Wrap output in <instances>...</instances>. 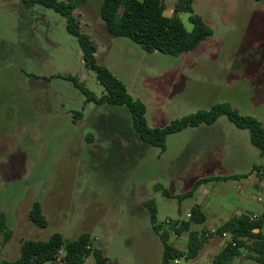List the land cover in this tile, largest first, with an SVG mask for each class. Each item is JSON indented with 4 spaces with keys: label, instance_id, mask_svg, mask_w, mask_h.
Here are the masks:
<instances>
[{
    "label": "rangeland",
    "instance_id": "obj_1",
    "mask_svg": "<svg viewBox=\"0 0 264 264\" xmlns=\"http://www.w3.org/2000/svg\"><path fill=\"white\" fill-rule=\"evenodd\" d=\"M102 1L89 0L77 10L82 30L97 45L98 64L144 103L150 127L209 110V100L191 103L189 92L209 94L215 87L222 98L242 90L238 112L264 118L259 96L253 98L262 93L256 82H264V1L195 0L194 13L213 31L198 47L213 56L202 60L242 72L232 85L215 74L195 87L168 70L178 56L155 60L130 38L110 33L100 16ZM164 1L166 16H175L179 0ZM190 15L178 14L188 31ZM68 76L98 97L105 93L96 73L85 67L65 17L42 6L28 9L22 0H0V217L10 235L6 241L0 233V260L17 259L25 240L55 233L72 240L89 233L115 264H162L164 247L145 203L156 201L159 224L188 219L192 200L179 203L155 186L172 195L191 188L200 171L189 163V135H170L166 152L152 146L140 138L127 106L86 102ZM36 202L48 219L45 228L29 220ZM93 261L91 256L86 264Z\"/></svg>",
    "mask_w": 264,
    "mask_h": 264
},
{
    "label": "trees",
    "instance_id": "obj_2",
    "mask_svg": "<svg viewBox=\"0 0 264 264\" xmlns=\"http://www.w3.org/2000/svg\"><path fill=\"white\" fill-rule=\"evenodd\" d=\"M89 0H22L26 8L42 6L51 9L67 19V31L78 39L82 50V58L87 69L96 73L98 82L104 87L105 93L98 97L83 84L71 76V80L86 95V102L97 105L127 106L130 110L134 128L140 138L162 150L166 148L167 138L188 128L202 125H213L219 118L226 116L237 128L249 130L251 141L264 155V127L255 117L240 114L229 104H217L209 110H202L174 120L163 128H152L148 124L147 109L142 101L134 98L127 90L126 85L119 80L108 68L98 64L96 58L97 46L94 40L83 32L81 15L76 13ZM264 1V0H256ZM195 0H179L175 7V16H166L164 0H103L100 7V16L110 33L118 37L130 38L148 53L160 52L170 56L181 54L195 49L201 42L213 33L204 19L194 13ZM190 13V22L193 30L188 31L178 14ZM81 116V113H78ZM246 175L214 176L198 178L191 189L180 194L172 195L164 186L157 184L155 190L162 192L167 198H177L179 203L194 195L197 188L210 181H223L241 178ZM145 205L150 211L151 222L157 235L160 237L164 252L162 264H173L176 260H191L198 257L205 242L213 234L192 231L191 226L206 221L202 208L195 205L190 210L188 219H171L165 224L157 221V205L154 199L148 200ZM29 220L38 227L45 228L49 222L42 205L34 203ZM0 233L10 235L4 221L0 217ZM264 213L260 218L252 219L248 216L232 217L222 227L216 230L215 235H229L230 240L224 249L213 259L212 264H232L233 260L242 255V250L254 251L260 255L256 260L264 263ZM189 233L187 250L178 249L171 241L172 236H181ZM93 257L95 264H112L104 251L89 233L82 234L76 239L68 240L60 233L53 234L47 240H25L21 246L20 256L13 260H0V264H86L89 257Z\"/></svg>",
    "mask_w": 264,
    "mask_h": 264
},
{
    "label": "crops",
    "instance_id": "obj_3",
    "mask_svg": "<svg viewBox=\"0 0 264 264\" xmlns=\"http://www.w3.org/2000/svg\"><path fill=\"white\" fill-rule=\"evenodd\" d=\"M203 42L195 49L178 56L173 62V66H167L170 68L168 70L175 77H178L177 80L188 82L190 87H195L201 83L207 85V82H210L215 74L224 75L216 79L225 85L238 83L239 78L235 74L242 73L241 71L232 68L217 69V67L209 66L211 61L202 60V58H211L213 56L208 51L198 52V47ZM186 53L189 54L188 58L185 57ZM144 54L145 56L150 55V58H155V60H165V54L162 55L160 52L148 53L145 51ZM201 54L205 55L201 56ZM183 75H187V78L183 77ZM250 80H253V78ZM257 84L261 88L260 92L262 93L254 95L253 98L259 96L257 105L264 106V82H256L255 87H257ZM241 91L238 89L234 95L222 98V91H219L216 87L209 94L190 90V98L188 100L191 103L198 104L200 100L207 99L210 103L209 109L219 103L229 104L231 107L234 106V109L238 111V105L241 104L242 98ZM135 98L141 100L140 98ZM245 116L255 117L262 124L264 123V118H261L255 112H249ZM186 133L189 135V163L192 169L200 171L192 186L198 178L202 177L246 175L241 178L210 181L202 184L197 188L194 195L189 198L192 200L190 210L193 206L198 205L206 216L204 223L192 225L191 230L199 233H211L214 236L205 242L197 258L186 260V262L187 264H212L213 259L230 240L229 235H215L214 233H216L218 228L235 216H248L252 219H257L264 213V155L253 145L250 132L237 128L226 116L219 118L213 125L188 128L175 135ZM245 138L250 139V143L247 144ZM164 151L166 152L167 149L165 148ZM190 210L187 212V217L190 214ZM175 237L177 240L174 245L178 249L186 251L189 233L186 232L181 236ZM104 254L108 257L106 252ZM259 257L260 255L254 251L242 250V255L235 258L232 264H264L256 260ZM182 260L184 259L178 260V264H182ZM110 262L115 264L111 260ZM93 264H95V260Z\"/></svg>",
    "mask_w": 264,
    "mask_h": 264
},
{
    "label": "built area",
    "instance_id": "obj_4",
    "mask_svg": "<svg viewBox=\"0 0 264 264\" xmlns=\"http://www.w3.org/2000/svg\"><path fill=\"white\" fill-rule=\"evenodd\" d=\"M188 216H190V214ZM175 263L178 264V260H176Z\"/></svg>",
    "mask_w": 264,
    "mask_h": 264
},
{
    "label": "water",
    "instance_id": "obj_5",
    "mask_svg": "<svg viewBox=\"0 0 264 264\" xmlns=\"http://www.w3.org/2000/svg\"><path fill=\"white\" fill-rule=\"evenodd\" d=\"M82 55H83V53H82Z\"/></svg>",
    "mask_w": 264,
    "mask_h": 264
}]
</instances>
